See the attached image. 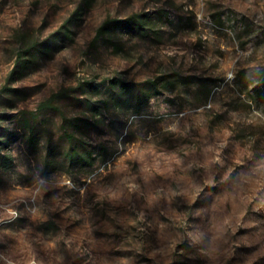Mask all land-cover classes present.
Wrapping results in <instances>:
<instances>
[{"label": "rangeland", "instance_id": "rangeland-1", "mask_svg": "<svg viewBox=\"0 0 264 264\" xmlns=\"http://www.w3.org/2000/svg\"><path fill=\"white\" fill-rule=\"evenodd\" d=\"M6 86L0 264H264V0H0Z\"/></svg>", "mask_w": 264, "mask_h": 264}, {"label": "trees", "instance_id": "trees-1", "mask_svg": "<svg viewBox=\"0 0 264 264\" xmlns=\"http://www.w3.org/2000/svg\"><path fill=\"white\" fill-rule=\"evenodd\" d=\"M135 25V26H134ZM141 26L143 31H147L148 28H144L143 24L133 23V27ZM25 90L20 89H13L8 88L7 86L0 90V107L3 105L11 110H18V104H17V98L21 97V95H24ZM24 98L26 97L23 96ZM151 96L146 94V99L150 98ZM52 102L53 99L48 100L47 102H44L40 105L38 110H18V117L19 122H21V130L25 132L27 135V142L30 148H36L39 145V139H38V132H37V125L39 122V115L41 112L46 111L47 109H53L52 108ZM11 115L7 114H1L0 113V165L4 168L9 167L12 163V159L10 156H7L3 154L2 151V126L1 123L5 119H11ZM50 146H52V140H50ZM49 148V147H48ZM55 150L49 148V157L53 156ZM67 155L71 158L72 161L81 162L86 158V150L84 148L77 149L70 147V150H68ZM54 158V157H53Z\"/></svg>", "mask_w": 264, "mask_h": 264}]
</instances>
